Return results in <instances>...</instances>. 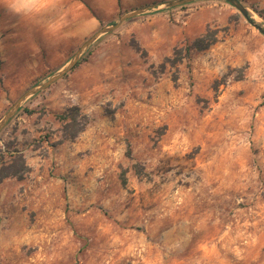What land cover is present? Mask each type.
<instances>
[{
	"label": "rangeland",
	"instance_id": "rangeland-1",
	"mask_svg": "<svg viewBox=\"0 0 264 264\" xmlns=\"http://www.w3.org/2000/svg\"><path fill=\"white\" fill-rule=\"evenodd\" d=\"M162 1L120 0L116 19ZM239 1L264 29V0ZM64 5L0 0V118L91 35L57 25ZM162 12L181 13L178 38L153 46L130 24ZM188 15L200 25L181 35ZM208 29L212 44L173 61ZM87 50L0 130V165L26 166L0 181V264H264V33L226 0H196ZM73 105L87 123L69 138Z\"/></svg>",
	"mask_w": 264,
	"mask_h": 264
},
{
	"label": "crops",
	"instance_id": "crops-1",
	"mask_svg": "<svg viewBox=\"0 0 264 264\" xmlns=\"http://www.w3.org/2000/svg\"><path fill=\"white\" fill-rule=\"evenodd\" d=\"M64 3L62 11L57 14L59 17L58 26L74 29L77 33L86 36L94 33L102 23L114 22L120 10V0H58ZM132 6L136 3L132 2ZM178 13V12H177ZM171 18L177 20L181 18V13L169 14L162 12L146 17L140 21H134L130 24L138 31L146 30L147 36L153 43H174L178 38L174 31V25ZM180 16V17H179ZM188 15L186 20L180 26L181 35L186 32V29L199 27L200 22L198 16ZM187 25V26H185ZM131 30H134L131 28ZM145 31V32H146Z\"/></svg>",
	"mask_w": 264,
	"mask_h": 264
},
{
	"label": "water",
	"instance_id": "water-1",
	"mask_svg": "<svg viewBox=\"0 0 264 264\" xmlns=\"http://www.w3.org/2000/svg\"><path fill=\"white\" fill-rule=\"evenodd\" d=\"M196 0H164L160 3H150L145 4L134 9L128 10L122 14H120L114 22L108 23L106 25L101 26L98 30L88 36L76 49L74 54L70 57V59L62 65L58 70L52 73L46 80L43 82L34 85L28 88L23 94H21L8 108L6 113L0 118V130L2 127L8 122V120L12 117V115L17 111V109L21 106L23 101L30 95H33L40 90L44 89L56 79L62 77L66 72H68L74 64L81 58V56L87 51L89 46L102 34L110 32L117 28L124 20L131 18L136 15L145 14L147 12L157 11L159 9H167L170 7L190 3ZM231 3L245 18L254 25L260 32L264 33V29L256 24L249 16L246 8L239 0H226Z\"/></svg>",
	"mask_w": 264,
	"mask_h": 264
},
{
	"label": "trees",
	"instance_id": "trees-1",
	"mask_svg": "<svg viewBox=\"0 0 264 264\" xmlns=\"http://www.w3.org/2000/svg\"><path fill=\"white\" fill-rule=\"evenodd\" d=\"M215 33L216 32L214 30L208 29L202 35L196 37L190 44H187L183 48L179 47L174 49L175 56L172 58L173 61L178 59L176 54L181 52L183 49L188 52L190 49H204L208 47L216 40ZM135 47L138 48V46ZM89 51L90 50H87L85 55H83L71 69L75 68L82 60H84L90 53ZM220 83L215 80L214 87L216 84ZM60 117L64 120L63 133L69 138L75 137L84 129L87 123V116L81 113L79 107L75 105L68 107L64 113L60 115ZM12 157V160L0 165V181L8 176H19L26 169L21 155H13ZM137 172L139 173V171Z\"/></svg>",
	"mask_w": 264,
	"mask_h": 264
}]
</instances>
